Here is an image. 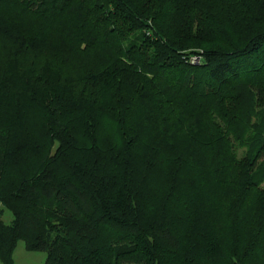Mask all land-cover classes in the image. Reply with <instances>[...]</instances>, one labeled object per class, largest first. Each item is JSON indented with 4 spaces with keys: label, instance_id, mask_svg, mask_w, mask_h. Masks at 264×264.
<instances>
[{
    "label": "trees",
    "instance_id": "1",
    "mask_svg": "<svg viewBox=\"0 0 264 264\" xmlns=\"http://www.w3.org/2000/svg\"><path fill=\"white\" fill-rule=\"evenodd\" d=\"M19 241L264 264V0H0V264Z\"/></svg>",
    "mask_w": 264,
    "mask_h": 264
},
{
    "label": "rangeland",
    "instance_id": "2",
    "mask_svg": "<svg viewBox=\"0 0 264 264\" xmlns=\"http://www.w3.org/2000/svg\"><path fill=\"white\" fill-rule=\"evenodd\" d=\"M191 57H194V55ZM234 145L237 153L242 154L244 146L240 145L238 141L234 142ZM2 219L8 223L11 220V213L8 210H4ZM45 256L44 251H27L23 241H19L14 250L15 264H45Z\"/></svg>",
    "mask_w": 264,
    "mask_h": 264
},
{
    "label": "built area",
    "instance_id": "3",
    "mask_svg": "<svg viewBox=\"0 0 264 264\" xmlns=\"http://www.w3.org/2000/svg\"><path fill=\"white\" fill-rule=\"evenodd\" d=\"M199 60H200V57L196 56V55H194V57L190 58V62H192V63H198Z\"/></svg>",
    "mask_w": 264,
    "mask_h": 264
},
{
    "label": "crops",
    "instance_id": "4",
    "mask_svg": "<svg viewBox=\"0 0 264 264\" xmlns=\"http://www.w3.org/2000/svg\"><path fill=\"white\" fill-rule=\"evenodd\" d=\"M24 247H25V245H24ZM25 249H26V247H25ZM27 250V249H26ZM27 251H32V250H27ZM13 257H14V253H13ZM14 264H15V259H14Z\"/></svg>",
    "mask_w": 264,
    "mask_h": 264
}]
</instances>
